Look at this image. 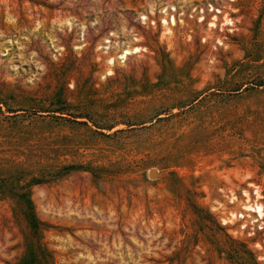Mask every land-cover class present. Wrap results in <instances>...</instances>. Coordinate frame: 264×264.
Instances as JSON below:
<instances>
[{
  "label": "rangeland",
  "instance_id": "374dc122",
  "mask_svg": "<svg viewBox=\"0 0 264 264\" xmlns=\"http://www.w3.org/2000/svg\"><path fill=\"white\" fill-rule=\"evenodd\" d=\"M21 191L48 264H264V0H0V264Z\"/></svg>",
  "mask_w": 264,
  "mask_h": 264
},
{
  "label": "trees",
  "instance_id": "16d2710c",
  "mask_svg": "<svg viewBox=\"0 0 264 264\" xmlns=\"http://www.w3.org/2000/svg\"><path fill=\"white\" fill-rule=\"evenodd\" d=\"M16 196L19 202L25 207V211L22 214L30 232L25 240V253L15 264H48L47 260L50 253L39 241L42 222L37 218L34 212L29 193L28 191H21L17 193Z\"/></svg>",
  "mask_w": 264,
  "mask_h": 264
},
{
  "label": "bare ground",
  "instance_id": "6f19581e",
  "mask_svg": "<svg viewBox=\"0 0 264 264\" xmlns=\"http://www.w3.org/2000/svg\"><path fill=\"white\" fill-rule=\"evenodd\" d=\"M169 9L173 10V7H170ZM161 11H162V13L167 14V10L165 8H163ZM216 12H219V10L217 9ZM145 17H146L145 15H140L139 18L140 19H145ZM225 21L226 22H230V19H226ZM162 22L166 23L169 26H172L175 23V18H174V16L171 13L168 12L167 17L163 18ZM211 24H213V23H211ZM169 26L167 27V29L170 28ZM107 42H109L108 39L104 38V42L103 43L105 45H102L103 49L109 48L110 44L107 43ZM137 50H138V47H130V48L129 47H125V48H122L118 58L120 60H124L128 54L133 53V52H137ZM108 61L111 62V59H109ZM243 207H244L243 208L244 210H246V211H248V212L253 214V221H259V219L261 218L263 212H262V205L258 201L254 200L252 202H247L246 204L243 205ZM238 215L241 216L242 213H238Z\"/></svg>",
  "mask_w": 264,
  "mask_h": 264
},
{
  "label": "water",
  "instance_id": "95a60500",
  "mask_svg": "<svg viewBox=\"0 0 264 264\" xmlns=\"http://www.w3.org/2000/svg\"><path fill=\"white\" fill-rule=\"evenodd\" d=\"M152 173H153V171H151V172L149 173V175H152Z\"/></svg>",
  "mask_w": 264,
  "mask_h": 264
}]
</instances>
